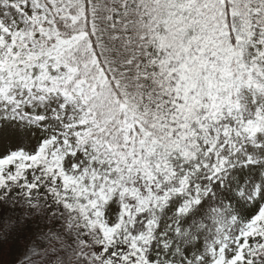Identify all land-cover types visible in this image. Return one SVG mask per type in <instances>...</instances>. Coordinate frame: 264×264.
Returning <instances> with one entry per match:
<instances>
[{"label":"snow or ice","instance_id":"1","mask_svg":"<svg viewBox=\"0 0 264 264\" xmlns=\"http://www.w3.org/2000/svg\"><path fill=\"white\" fill-rule=\"evenodd\" d=\"M0 264H264V0H0Z\"/></svg>","mask_w":264,"mask_h":264}]
</instances>
